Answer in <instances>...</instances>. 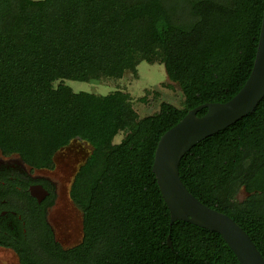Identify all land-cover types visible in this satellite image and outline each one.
Wrapping results in <instances>:
<instances>
[{
  "label": "trees",
  "instance_id": "16d2710c",
  "mask_svg": "<svg viewBox=\"0 0 264 264\" xmlns=\"http://www.w3.org/2000/svg\"><path fill=\"white\" fill-rule=\"evenodd\" d=\"M263 11L264 0H0V152L51 169L72 140L92 146L72 187L84 237L64 260L241 264L220 233L170 224L153 164L161 136L190 109L226 102L244 86ZM141 60L164 65L183 92L181 106L163 101L140 116L122 89L76 92L67 83L119 80L136 74ZM180 176L199 200L234 218L264 256V98L189 150ZM241 186L249 197L239 203Z\"/></svg>",
  "mask_w": 264,
  "mask_h": 264
},
{
  "label": "water",
  "instance_id": "95a60500",
  "mask_svg": "<svg viewBox=\"0 0 264 264\" xmlns=\"http://www.w3.org/2000/svg\"><path fill=\"white\" fill-rule=\"evenodd\" d=\"M264 98V11L256 57L250 76L240 91L226 102H206L187 114L160 138L153 171L170 210L172 225L176 220L220 233L241 264H264V256L247 231L231 216L199 200L180 176L183 156L203 139L227 128L253 113ZM207 108L199 116L198 112ZM20 159H23L20 156ZM167 242L172 247L171 234Z\"/></svg>",
  "mask_w": 264,
  "mask_h": 264
},
{
  "label": "flooded vegetation",
  "instance_id": "af4514ba",
  "mask_svg": "<svg viewBox=\"0 0 264 264\" xmlns=\"http://www.w3.org/2000/svg\"><path fill=\"white\" fill-rule=\"evenodd\" d=\"M42 169L50 170L0 152V250L10 251L16 264H71L64 256L82 242L84 217L81 240L66 244L56 224L61 218L56 222L52 217L61 197L60 182Z\"/></svg>",
  "mask_w": 264,
  "mask_h": 264
},
{
  "label": "rangeland",
  "instance_id": "374dc122",
  "mask_svg": "<svg viewBox=\"0 0 264 264\" xmlns=\"http://www.w3.org/2000/svg\"><path fill=\"white\" fill-rule=\"evenodd\" d=\"M67 83L76 92L108 94L116 89H122L130 94L133 106L140 116L158 112L163 101L181 106L184 100L180 86L169 79L164 65L158 61L141 60L136 74L127 72L119 80L103 76L89 81L70 80ZM123 137L124 133H119L115 142H119ZM91 151L92 146L88 142L74 139L55 155L56 167L50 170H41L60 182V205L58 204L55 208L52 217L54 221L61 218V221L56 224H60V232L67 239L66 244L78 242L82 237L83 212L78 207L79 205L76 206L71 199L70 188L75 180V175ZM248 197L249 193L241 186L234 196V201L242 203ZM56 216L58 217L56 218ZM0 264H16V260L10 251L0 250Z\"/></svg>",
  "mask_w": 264,
  "mask_h": 264
}]
</instances>
